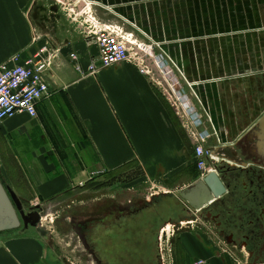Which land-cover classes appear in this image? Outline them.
<instances>
[{"label":"crops","instance_id":"1","mask_svg":"<svg viewBox=\"0 0 264 264\" xmlns=\"http://www.w3.org/2000/svg\"><path fill=\"white\" fill-rule=\"evenodd\" d=\"M91 1L101 22L120 24L139 39L160 44L158 62L169 68L171 81L177 80L175 89L193 108L198 130L210 134L208 147L219 156L211 167L235 169L232 191L222 205L204 212L185 204L177 190L201 173L184 120L163 89L131 63L80 74L76 64L99 65V47L79 26L64 23L52 0H0V66L45 48L50 67L44 76L52 92L38 102L35 119L20 114L0 122V179L26 205L45 208L42 224L49 212L60 213L64 204L71 206L85 194L79 190L92 170V157L102 175L132 164L127 170L133 174L138 168L143 175L137 190L121 194L115 184L104 190V199L163 204L159 213L168 219L159 229L170 236L184 228L172 252L187 250L185 264L202 257H209L208 264H236L228 254L221 256L226 249L254 264L242 216L249 179L256 182L264 168L240 166L226 157L264 161L258 139H242L264 113V0ZM189 224L193 229L187 230ZM51 235L23 227L0 232V264H68Z\"/></svg>","mask_w":264,"mask_h":264},{"label":"built area","instance_id":"2","mask_svg":"<svg viewBox=\"0 0 264 264\" xmlns=\"http://www.w3.org/2000/svg\"><path fill=\"white\" fill-rule=\"evenodd\" d=\"M68 1L69 15H74V21H77L84 11H88L89 26L85 32L99 47V65L91 63L84 69L81 64H76V70L85 75L95 73L99 66L109 68L125 62L136 66L142 74L149 76L163 89L164 95L184 120L186 129L194 141L195 163L201 177L215 170L211 166L215 165L218 159L215 148L208 147L210 134L198 130L199 125H196L191 113L193 108L191 105L186 106L187 102L183 100L182 93L175 89L177 80L171 77V81L169 68L162 67L158 62L155 48L160 47V44L141 40L120 24L101 22L91 0H72L73 3ZM45 52V48L40 49L32 58L26 60H22L21 55H16L0 66V122L20 114L35 119L38 116V102L51 96L52 92L44 76L50 67V61L43 56ZM71 58L74 60L77 56L72 54ZM160 244L162 246L161 241ZM224 252L236 264H246L236 253L228 249ZM205 263L203 259H195L187 264Z\"/></svg>","mask_w":264,"mask_h":264},{"label":"flooded vegetation","instance_id":"3","mask_svg":"<svg viewBox=\"0 0 264 264\" xmlns=\"http://www.w3.org/2000/svg\"><path fill=\"white\" fill-rule=\"evenodd\" d=\"M259 178L256 182L249 179L246 191L248 204L242 220L250 259L253 262L258 259L264 264V170ZM107 187L111 186L87 188L84 185L79 192L85 194L72 201L85 200L88 203L91 200L94 203L100 200L97 210L87 220L77 222L76 226L93 254L101 264H165L160 244L163 229L158 230L156 241L154 236L156 222L160 218L156 206L145 201H130L124 205L115 199L106 200L99 193L103 194ZM37 210L43 214L45 208L42 206ZM29 228L33 227L24 229Z\"/></svg>","mask_w":264,"mask_h":264},{"label":"rangeland","instance_id":"4","mask_svg":"<svg viewBox=\"0 0 264 264\" xmlns=\"http://www.w3.org/2000/svg\"><path fill=\"white\" fill-rule=\"evenodd\" d=\"M53 6L57 7L58 16L60 18H63L64 23H72L75 26H79L84 32L87 30V27L89 26L88 11H84L83 15L77 19V21H72L74 18V15L72 14L71 17H69L68 14H70L69 11V1L68 0H52ZM71 3H73L72 0H70ZM94 9V8H93ZM86 33V32H85ZM16 143V142H15ZM14 143V144H15ZM19 143V142H17ZM96 158L92 157V170L88 172V178L87 182L89 183V186H96L97 184L93 182H100L101 184L104 182L110 183V186H113L115 184L118 185V187H121L119 192L122 194V192L126 195H130L131 193L135 192L137 190L138 183L140 182V179H142V172L135 168L133 174L132 172L127 171H118L113 173H108L106 175H102L100 171H96L97 164H96ZM86 182V183H87ZM85 183V184H86ZM120 183V184H118ZM145 187H141L139 190L144 189ZM99 195L102 197V192L99 193ZM83 201H75L74 203L69 206V204H64L62 210L60 213L58 212H49L50 216H45L46 218L42 221L41 226L48 231V233L53 237L51 244L55 246V249L57 250L58 254L61 255V257L67 262L68 264H99L97 260L95 259L94 255L91 252V249L87 248L85 244L84 238L80 235L79 231L76 229L77 222H81L84 220H87V217L91 215V213L95 212L97 210V207L99 206L98 203L100 200L92 203L91 200L89 202ZM64 203V202H63ZM37 204V203H36ZM36 204H32L31 206H34ZM165 204V203H164ZM171 204V201L168 200V206ZM30 206V205H27ZM62 206V205H61ZM58 205L56 206V208ZM163 204L158 205L155 207L156 212H162ZM177 209H171L170 212H178ZM47 213L44 212V214ZM72 217V218H71ZM44 218V216H43ZM72 219V221H71ZM194 224L187 225V230L193 229ZM75 227V228H74ZM32 231H34L33 228H29ZM184 230V228L177 227L174 229V235L166 236V234H162L161 238V255L163 257L165 264H178L182 263L185 264L186 262L182 261V257L185 256L186 258V251L184 249L183 252H172L173 249L177 248L176 239L179 237L181 232ZM172 234V233H171ZM177 236V237H176ZM209 242L212 241L210 237L206 238ZM213 242V241H212ZM173 245V246H172ZM189 253V252H188ZM196 253V252H195ZM221 256L229 258L227 253L220 252ZM241 259H243V255L241 253H236ZM203 260H205V264H208L210 262L209 257H202ZM67 260V261H66ZM194 261V260H192ZM190 261V262H192Z\"/></svg>","mask_w":264,"mask_h":264},{"label":"water","instance_id":"5","mask_svg":"<svg viewBox=\"0 0 264 264\" xmlns=\"http://www.w3.org/2000/svg\"><path fill=\"white\" fill-rule=\"evenodd\" d=\"M251 136L258 139V153L260 152V154L264 156V113L259 117L256 123L246 131L242 139L250 138ZM236 145H239L237 146L239 150H244L240 144L237 143ZM244 153L248 155L249 150L248 152L245 150ZM226 158L232 162H236L240 166L246 167L250 164L264 168V161L257 162L253 160V162L249 163L239 158ZM254 168L253 166L250 169ZM234 170L235 169L229 165L216 166L215 170L198 178L189 186L177 190L176 193L193 212L207 211L212 207L222 205L224 198L232 191V184L236 181ZM29 207L17 196L10 186L5 185L0 179V232L10 231L20 227L28 228L30 226L36 228L41 235L47 236L49 234L48 231L41 226V218L44 216V213L40 214L37 210L42 209V206L37 204ZM85 244L87 248L91 249L87 242H85ZM94 257L97 262L101 264L98 257L95 255ZM257 263L260 262L258 259H255L254 264ZM102 264L104 263L102 262Z\"/></svg>","mask_w":264,"mask_h":264},{"label":"trees","instance_id":"6","mask_svg":"<svg viewBox=\"0 0 264 264\" xmlns=\"http://www.w3.org/2000/svg\"><path fill=\"white\" fill-rule=\"evenodd\" d=\"M132 165V164H131ZM131 165H128V166H125L123 169H120V170H118V171H122V170H124V171H128L127 170V167L129 168V167H131ZM118 171H115V172H118ZM109 173H113V172H109ZM108 174V173H107ZM89 183L90 182H87L86 184H85V186L87 187V188H89V187H92V188H95V187H101V186H110V183H107V182H104V183H100V182H93V183H95V184H97L96 186H89ZM159 213V212H158ZM159 220L156 222V227H155V229H154V233H155V241H156V236H157V233H158V230H159V223L161 222V220L162 221H164L165 219H166V217L165 216H162V214L161 213H159ZM168 219V218H167ZM166 219V220H167ZM178 264H182V263H178Z\"/></svg>","mask_w":264,"mask_h":264},{"label":"bare ground","instance_id":"7","mask_svg":"<svg viewBox=\"0 0 264 264\" xmlns=\"http://www.w3.org/2000/svg\"><path fill=\"white\" fill-rule=\"evenodd\" d=\"M217 159L219 160V156H217Z\"/></svg>","mask_w":264,"mask_h":264}]
</instances>
